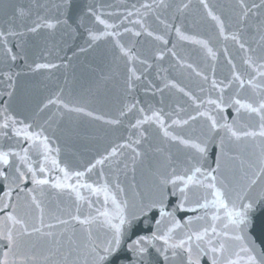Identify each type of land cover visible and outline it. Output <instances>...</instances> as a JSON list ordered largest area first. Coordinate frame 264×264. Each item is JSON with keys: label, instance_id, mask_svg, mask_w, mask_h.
<instances>
[{"label": "water", "instance_id": "obj_1", "mask_svg": "<svg viewBox=\"0 0 264 264\" xmlns=\"http://www.w3.org/2000/svg\"><path fill=\"white\" fill-rule=\"evenodd\" d=\"M60 3L0 0V151L10 153L8 165L0 162L8 176H0V228L13 227L8 214L29 231L43 222L42 231L55 233L65 251L68 241L74 242L80 253L71 258L74 264H91L88 248L110 239L107 220L118 224L123 214L136 217L122 227L127 264L139 259L128 250L138 236L171 229L170 242H175L205 228L209 231L200 240L193 235L175 256L162 240H145L147 260L246 264L240 251L246 242L233 239L241 233L228 213L240 210L234 207L240 203L237 193L264 169V136L259 135L264 114L235 104L238 99L258 107L264 98V60L247 51L249 46L261 50L260 36L205 9L200 0H73L68 26L56 24ZM145 4L153 7H141ZM37 23L41 26L30 31ZM237 33L244 49L232 39ZM35 134L40 141L49 137L48 150L33 146ZM17 168L24 173L20 178ZM76 172L84 175L77 179ZM210 172L222 193L219 205L205 187L213 183ZM259 181L252 195L264 188V175ZM57 182L79 187L56 188ZM85 219L89 222L81 224ZM14 227L22 230L21 224ZM221 243L223 249L210 251ZM46 247L39 234L26 236L20 251L5 257L6 241L0 240V260L46 264Z\"/></svg>", "mask_w": 264, "mask_h": 264}, {"label": "snow or ice", "instance_id": "obj_2", "mask_svg": "<svg viewBox=\"0 0 264 264\" xmlns=\"http://www.w3.org/2000/svg\"><path fill=\"white\" fill-rule=\"evenodd\" d=\"M203 3V6L205 9H207L209 6L207 3H204V0H201ZM59 16L56 19V24L63 23L64 25L68 26L69 21L72 20V7H73V0H62V3L58 4L57 6ZM141 7L145 9H150L153 6L152 5H142ZM156 7H166V5L163 4H157ZM238 7L241 10V16H240V23L245 26L247 30H254L257 34L260 36V41L262 43L261 50L257 52L256 49H253L251 46L248 47L247 51L255 55L258 59L264 60V0H259V3H251L249 6L247 0H239ZM19 14L21 16L25 15V12L23 9L18 10ZM90 14L95 17L99 23L104 24L105 22L100 18L99 15L95 13V11L90 10ZM131 15V13H129ZM209 16H212V12L209 11ZM59 17H63L61 20ZM212 18L218 19L215 16H212ZM80 18L78 17L77 20ZM74 23L76 21H73ZM41 25L39 23L36 24L34 28L29 29L30 31H36ZM45 27H53V24L51 23H45ZM180 29L177 28V32H179ZM221 33H223V26L221 25ZM91 34V33H90ZM139 35V33H137ZM151 35V33H149ZM93 39H96V36H92ZM232 39L239 43L240 48H245V42L242 40V38L239 36V34H234ZM209 53H211V49L208 50ZM15 59V57H13ZM251 59V57H249ZM37 68L41 67H52L51 65H36ZM215 84V81L213 82ZM181 91H183L181 89ZM235 104H239L241 107L248 108L252 113H262L264 114V98H261L258 102V107H253L251 104H241L240 100H236ZM155 115V114H154ZM262 124H261V131L259 132L260 136H264V115L261 116ZM13 124L16 123V121L12 122ZM22 123V122H21ZM186 124L187 121H184ZM217 125L215 121L212 123V127L215 128ZM4 129L8 128V123H4L2 126ZM30 127V126H25ZM229 132L233 136H236L237 133L235 131H232L231 127L228 128ZM5 136H7V132L3 133ZM21 134L20 131L16 132V135L19 136ZM167 135V133H165ZM25 135L28 137V139H32V135L25 133ZM37 143H35L33 146L39 150L41 147L45 150H48V141L49 137L44 136L43 140H39L40 134H35ZM245 136H255L257 135L256 132H245ZM173 139H176V137H173ZM182 143H187V141H181ZM195 147H198V145H195ZM27 152V149H25ZM200 152H203V148H199ZM10 153L0 151V162H2L5 165L9 164V157ZM139 155V153H137ZM97 163H103V160H98ZM43 171V169H41ZM196 172H200L199 168L195 169ZM216 171L215 169L213 172ZM17 178H20L24 175V173L20 172V169H16ZM75 177L79 179L84 174L81 172H76ZM257 178H248L247 187L242 189V193H237V197L240 201L239 205H235L234 207H238L240 210L237 211H230L228 213L229 217H234L232 219L231 223L234 225L235 230L238 233V235H235L233 239L236 241H240L241 244H245L246 246H242L240 248L241 252H244L246 254V264H264V188H261L259 193L256 195H252V190L256 187V185L260 182L259 177L261 175H264V169L261 170V173L255 174ZM0 176H3L5 180L8 179V176L5 172L0 171ZM65 176L68 177L67 171H65ZM208 177L213 181V183L207 184L205 187L212 190V195L215 197V200L212 201L214 204H222L221 195L219 189L216 188V176L213 175L211 172L207 174ZM177 179H180L177 177ZM193 177L189 176L188 180L192 181ZM35 184H47L48 181L44 179L33 181ZM167 182V181H165ZM86 187H91V185H85ZM54 187L56 188H72L75 190V187L79 186H72V185H66L62 184L60 182H57ZM93 191H99L100 189L93 188ZM33 201L35 202V197H33ZM247 201V202H245ZM113 203H115V200H113ZM9 205H5L7 208ZM227 207L226 205H224ZM36 207H40L39 203L36 204ZM163 214V213H162ZM107 217V213H104ZM119 223L113 224L111 223V220H107V223L110 225V228L113 230L112 237L108 239L107 241H102L100 244H93L91 247L88 248L87 255L91 257V264H127L129 258L126 254H122V236L123 231L122 227L126 223L131 224L132 220H135V216H131L128 219L125 218L123 214H118ZM8 220L12 221L13 227L7 228V231L5 232L2 228H0V240L6 241V251L3 253L5 257H7L9 254H16L21 249L22 240L26 236H32L35 234H39L40 238L45 240L47 243L46 251L47 256H45L46 264L50 262V264H74V261L71 259L74 255L79 256L80 253L77 248L73 247V241L69 240L67 243V250L65 251V244L62 242L60 238L56 236L55 233L48 231L44 232L42 229L45 227L43 222H41L40 227H32L31 231L28 230V227L26 224H24L22 221H19L15 219L11 214H8L7 216ZM89 221L87 219L81 220V224H87ZM59 223L63 224L66 223V221H59ZM160 221H157V224L159 225ZM21 224L22 230L16 231L15 225ZM48 228H51L52 225H48ZM209 229L205 228L202 233H193L192 235H188L186 239H180L175 242H170L172 240V237L170 235L171 229H169L167 232H165L163 235H157L156 233H153L151 237H145V236H138L135 240L131 242V244L128 245V250L133 253L135 257H138L139 259L131 261V264H151L149 260H147L148 255V249L144 246H142L143 242L145 240H148L149 243L155 240H162L167 248L173 249V255L175 256L177 253L175 250L178 249H184V246L186 243H190L192 241L193 235L196 237L197 240H200L204 233H207ZM211 231L213 233H216V228L213 226L211 228ZM219 235V234H218ZM224 235H227V233H224ZM257 241H260L261 250L258 251V245ZM211 244V241L208 242ZM224 248V244L221 243L219 248H211L210 251L215 253L220 251ZM190 251V249H189ZM163 254V253H162ZM237 257L239 258V253H237ZM165 260H167V256H165ZM0 264H7V260H0ZM213 264H217V261L213 259ZM226 264H236V261L228 260L226 261Z\"/></svg>", "mask_w": 264, "mask_h": 264}]
</instances>
